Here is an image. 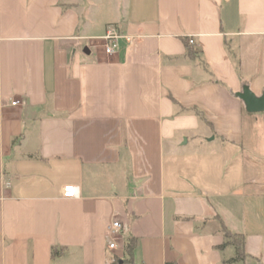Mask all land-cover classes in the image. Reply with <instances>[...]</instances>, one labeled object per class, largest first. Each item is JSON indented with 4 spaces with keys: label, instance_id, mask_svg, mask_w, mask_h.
Wrapping results in <instances>:
<instances>
[{
    "label": "crops",
    "instance_id": "obj_1",
    "mask_svg": "<svg viewBox=\"0 0 264 264\" xmlns=\"http://www.w3.org/2000/svg\"><path fill=\"white\" fill-rule=\"evenodd\" d=\"M110 27L130 41L106 56ZM244 88L264 95V0H0V264H225L222 228L264 264Z\"/></svg>",
    "mask_w": 264,
    "mask_h": 264
},
{
    "label": "built area",
    "instance_id": "obj_2",
    "mask_svg": "<svg viewBox=\"0 0 264 264\" xmlns=\"http://www.w3.org/2000/svg\"><path fill=\"white\" fill-rule=\"evenodd\" d=\"M121 40L126 42L130 41V38L121 35L117 29L110 27L106 30L105 35L101 38V46L106 56H113L119 50V43ZM193 44V41H189ZM17 102L12 103L15 106ZM62 196L66 199H74L79 196V189L76 186L68 185L63 187ZM106 243L107 249L111 253L123 252V238H122V225L119 221H112L106 231Z\"/></svg>",
    "mask_w": 264,
    "mask_h": 264
},
{
    "label": "trees",
    "instance_id": "obj_3",
    "mask_svg": "<svg viewBox=\"0 0 264 264\" xmlns=\"http://www.w3.org/2000/svg\"><path fill=\"white\" fill-rule=\"evenodd\" d=\"M199 115V114H198ZM223 243L218 247L219 250L225 248H231L233 250V255L229 259L225 260V264L243 263L247 258L244 251V236L232 234L225 228H222ZM136 241L134 238H126L123 245V262H130L133 255V250L135 248ZM60 255V249H52L51 256L56 258ZM119 261V260H118Z\"/></svg>",
    "mask_w": 264,
    "mask_h": 264
},
{
    "label": "water",
    "instance_id": "obj_4",
    "mask_svg": "<svg viewBox=\"0 0 264 264\" xmlns=\"http://www.w3.org/2000/svg\"><path fill=\"white\" fill-rule=\"evenodd\" d=\"M241 98L245 103L246 111L248 113L264 112V95L262 96V98L256 99L252 94L248 92L247 88H244Z\"/></svg>",
    "mask_w": 264,
    "mask_h": 264
},
{
    "label": "rangeland",
    "instance_id": "obj_5",
    "mask_svg": "<svg viewBox=\"0 0 264 264\" xmlns=\"http://www.w3.org/2000/svg\"><path fill=\"white\" fill-rule=\"evenodd\" d=\"M123 245H124V242H123Z\"/></svg>",
    "mask_w": 264,
    "mask_h": 264
}]
</instances>
